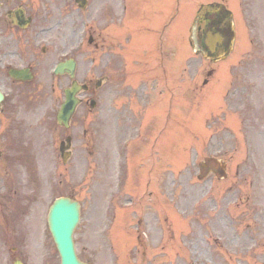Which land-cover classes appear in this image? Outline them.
<instances>
[{"label":"rangeland","instance_id":"obj_1","mask_svg":"<svg viewBox=\"0 0 264 264\" xmlns=\"http://www.w3.org/2000/svg\"><path fill=\"white\" fill-rule=\"evenodd\" d=\"M169 1L174 2L175 8L180 12L172 29L176 48L173 82L178 91L174 92L173 100L160 103L157 109L159 143L158 155L155 157L158 156L156 178L159 180L153 176L155 183L147 178L140 180L138 195H141L140 192L143 195L147 190L148 195L144 198L141 195L137 203L133 199L135 196L124 195V206L127 200L128 205L122 208L124 212L142 214L141 207H145L146 199L156 200L149 207L158 216L151 213L147 220H143L141 246L134 237L130 240V235L124 237L121 234H111L108 230L107 213L112 216L113 212L109 208L110 202L120 206L119 188L113 186L118 165L113 162L114 156L109 153L108 141L103 142L100 139L95 161H92L81 145L87 139L79 138L78 168L75 172L69 169L59 171L63 173L60 181L49 165L42 168V172L46 174L40 176L41 185L34 193L31 192L35 201L32 207L35 206V210L27 239L29 247L23 249V244L19 241L23 237L16 238L17 234L13 235L11 230H7L4 236L0 234V264H8L11 256L13 258L17 255L18 252H13L15 248H19L17 256L22 257L26 264H60L58 252L44 222L47 219L45 213L47 215L52 201L66 193L82 203V220L76 231L75 241L78 255L90 264H146V261L151 264L264 262V79L255 75V80L260 79L262 85L258 86L252 102L247 101L243 106L235 104L230 110L238 112L243 119L234 114L226 117L227 122L223 126L213 121L205 129L203 123L212 121L211 115L222 116L224 96L231 82L229 68L233 64L230 63L235 58L231 56L222 63L214 81L203 92L197 91L196 87L188 90V86H183L181 74L192 55L191 30L201 4L209 0ZM249 1L254 7L250 16L256 22L255 39L259 44L258 51L262 53L258 58L264 54V0ZM246 9L245 7V11ZM234 10H238L235 2ZM245 19L247 20V11ZM237 27L240 38L247 39L243 23L237 21ZM132 32L135 38L143 39L145 36L138 29L137 23L132 25ZM244 43L247 45L246 41ZM248 47L251 52L252 45ZM249 53H245L242 60L238 61L240 68H244L245 74L251 68L262 72L264 61L257 59L253 65ZM242 78L243 75L239 82ZM249 83L246 78L247 87H250ZM209 91L212 92L207 95ZM125 137L122 135L119 141L122 143ZM35 140L38 141V137ZM33 147L37 155L38 143ZM207 157L227 161L228 172L239 167L240 177H235L234 172H230L231 177L227 179L229 182H220L214 175L200 178L199 165ZM49 162L50 157L47 155V164ZM131 171L136 174L135 178L142 174L139 167H134ZM129 175L130 169H123L121 178L118 179L124 191L128 187H135L134 181L129 180ZM152 186L155 188L151 191ZM224 192L227 194L224 195ZM137 193L133 191L131 194ZM150 193L154 195L150 196ZM223 195L227 197L224 204L226 207L223 210L222 206L216 209L215 198ZM205 202L207 203L204 205ZM244 206L248 207L245 209L248 211L247 216H241L244 209L240 208ZM179 212L183 213V217ZM160 216L164 217L160 220ZM170 218L176 221L169 222ZM119 223L123 224V219ZM247 223L250 224L246 226ZM131 235L134 236V233ZM4 237L9 245L1 249ZM115 237L117 243L112 249L111 242L115 243ZM39 243L41 246L35 248V244Z\"/></svg>","mask_w":264,"mask_h":264},{"label":"flooded vegetation","instance_id":"obj_2","mask_svg":"<svg viewBox=\"0 0 264 264\" xmlns=\"http://www.w3.org/2000/svg\"><path fill=\"white\" fill-rule=\"evenodd\" d=\"M125 19V13L113 0H0V88L5 94L0 104V155L11 141L29 137L32 94L36 97L33 105L35 101H45L34 108L33 114L46 116V121L53 122L63 104L65 89L74 81L86 83L95 73L104 79V85L98 86H104L102 95L106 99L111 89L119 92L120 107H126L128 99L138 100L146 92L143 89L126 92V65L121 52L109 47L111 39H123V30L118 33L111 28L117 23L124 27ZM82 28L87 30L88 39H93L90 44L95 43L94 39H102V58L96 69L94 52L77 50ZM204 29L228 30V25L219 19H205ZM68 60L76 63L75 76L55 75V67ZM14 72L22 73L14 77ZM28 76L31 79L27 80ZM48 92L52 94L48 96ZM88 99L82 96L69 129L59 127L61 134L71 139V153L78 140V115L86 107L83 104L91 103L92 110L97 108ZM105 113H109L108 108ZM65 147L60 144L61 150Z\"/></svg>","mask_w":264,"mask_h":264},{"label":"water","instance_id":"obj_3","mask_svg":"<svg viewBox=\"0 0 264 264\" xmlns=\"http://www.w3.org/2000/svg\"><path fill=\"white\" fill-rule=\"evenodd\" d=\"M52 210L51 228L65 264H81L74 253L72 233L78 222V205L69 200L59 201Z\"/></svg>","mask_w":264,"mask_h":264}]
</instances>
